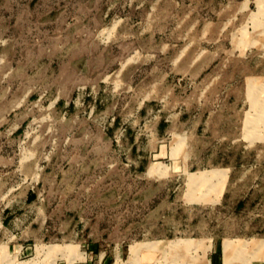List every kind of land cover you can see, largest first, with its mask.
<instances>
[{
	"label": "rangeland",
	"instance_id": "374dc122",
	"mask_svg": "<svg viewBox=\"0 0 264 264\" xmlns=\"http://www.w3.org/2000/svg\"><path fill=\"white\" fill-rule=\"evenodd\" d=\"M0 264H264V0H0Z\"/></svg>",
	"mask_w": 264,
	"mask_h": 264
}]
</instances>
